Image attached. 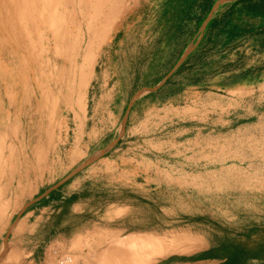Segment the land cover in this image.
<instances>
[{"label": "rangeland", "instance_id": "1", "mask_svg": "<svg viewBox=\"0 0 264 264\" xmlns=\"http://www.w3.org/2000/svg\"><path fill=\"white\" fill-rule=\"evenodd\" d=\"M46 1L0 0V114L8 113L0 120V195L20 175L27 192L13 195L0 232L27 196L9 228L26 218L37 226L19 243L8 228L0 260L13 247L33 264H138L142 254L151 264H264V0L239 10L229 8L232 0H138L103 45L88 30L87 0ZM55 23L71 37L60 50L72 58L66 66L87 71L70 84L82 108L27 117L36 95L26 99L19 84L27 65L14 57L15 46L22 33L36 44L39 31L46 58L52 38L45 24ZM26 74L31 84L36 73ZM37 118L40 129L59 126L61 136L32 169L24 164L28 133L22 141L17 131ZM125 241L136 250L129 254ZM174 243L184 250L161 252ZM108 245L112 258L99 263Z\"/></svg>", "mask_w": 264, "mask_h": 264}, {"label": "bare ground", "instance_id": "2", "mask_svg": "<svg viewBox=\"0 0 264 264\" xmlns=\"http://www.w3.org/2000/svg\"><path fill=\"white\" fill-rule=\"evenodd\" d=\"M64 1H65V3H63V6L67 7L69 5V3H71L72 0H64ZM137 1L138 0H107V1H104V0H95L94 1L95 3L92 4V0L91 1L90 0H87V3H89L91 5L90 7L92 8V12H93V16H91L92 22L88 24V30L91 31V32H93V39L94 40H98L99 44L100 45H103L106 39L111 38V36L114 37L115 36V32L117 30V28L115 26L119 22V19L123 16L122 14L125 11H127V10L128 11L130 10V12H131V9H133V7H135ZM46 2H48V0ZM51 2L49 1L48 4L51 3ZM82 3H80V4H82ZM52 4L54 5V3H52ZM47 6H50V5H46V7ZM82 6L84 7V5H82ZM35 7H36V5L34 6V8ZM90 7H88L87 9L89 10ZM37 8H38V6H37ZM40 9H41V7H40ZM43 9L45 10L46 8L43 7ZM53 11H52V13H53ZM56 11H57V8H56ZM56 11H54L55 14H56ZM83 12H85V11H83ZM36 13H38V10L36 11ZM55 14H54V17L57 18L55 16ZM45 15L47 16V14H45ZM40 17H43V16H40ZM53 20H56V19H53ZM38 21H41L42 22L43 20H38ZM47 21H49V19ZM55 24H51V25L45 24L46 26L44 25L45 28H47V26H49V29L48 28L47 29L49 30L48 32L51 34V38H52V48L50 49L49 55L46 58L43 55H41V52H42L41 51V47L43 46V43H42V39L39 37V34H40L39 31H38L37 36L35 38V39H37L36 44H34V41H33V44L31 45V42L32 41L30 40L29 42L27 41L29 43V46H28V44L26 43L25 36H28L29 34L27 35V34H23L22 33L21 40L18 38L19 39L18 45L15 46V49H19L21 51V53H19V50H18L17 51V54L14 55V57H16L18 59V61H21L22 64H26L27 65V67L24 68L25 70H22L20 72V74H19V76H20V83L19 84H22V88L25 89L23 91H24V94L26 95V99H30L31 100L33 98V95H36V98L34 100H32L31 103L28 106H26V109L25 110H23L26 115H24V114H22V115L27 116V117H33L36 114L41 113L42 111L45 112V113H47V114H49V116H52L53 117V116H55V113L57 112V110L58 109L60 110V108H62V110H64L65 112H68L70 109L74 110L73 112H75V110H79L80 111V109L82 108L81 99L83 98V96H80L79 97V93L75 94L73 92L74 90L72 91V88L70 87V84L73 82V80H75V82H76V80L79 81L80 79H85L87 77V71H84V72L81 71V68H79L77 65L75 67L66 66V63L69 60H72V58L70 57V54H64V57H63L61 55V53H60V50L63 49L64 47H67L68 46V44L70 43V38L71 37L69 36V38H68V36H65L62 33V31H61L62 30V25L60 23L58 24V26H57V24L56 25ZM64 24H65V22H64ZM69 24H71V23H69ZM29 25L30 24H28V22H27V25H25L24 27L27 28V29H29V27H28ZM89 25H91L92 27H90ZM32 26L33 25H30L31 28H32ZM95 28H97V29L94 32V29ZM17 30L21 31L22 28L20 27ZM67 31H68V29H67ZM29 33L32 34V30L31 29H30V32ZM30 47H31V49H30ZM44 47L45 46H43V48ZM87 48H89V46ZM22 51L25 52V56H23ZM32 51H33V55L31 54ZM27 54H28V56H27ZM87 55L89 57V58H87V60L88 59L90 60L91 57L89 56L88 53H87ZM28 57L31 58V59H29ZM64 59H66V60H64ZM30 60H31V62H30ZM89 62H91V61H89ZM94 68L96 69V66L95 65H94ZM74 69L76 71V74H73ZM27 70H29L30 72L36 73L35 80L31 84H30V82L28 80L29 78H28V76L26 74ZM78 85H76V86H78ZM33 89H34V91H33ZM56 92L58 93L59 97H62L63 98V101H60V100L59 101H56L55 100V98H54L53 95H55ZM72 92L74 93V95L72 94ZM57 99H58V97H57ZM10 104H11L10 106H12L14 103H10ZM82 104H83V102H82ZM6 106L8 107L7 102H6ZM20 109H21V107L20 108H16V110H18V112H22ZM79 111H77V112H79ZM7 116H8V113L5 112V111H2L1 114H0V120L1 121H4V119ZM54 119H55V117L52 119V121H54ZM50 120H51V118H50ZM41 121H42V119L37 118L35 122H30V123L26 124V126H24L23 129L17 131V133L20 134L22 141L25 138L26 133H28L30 143H29V145L27 147H28V151L30 152V157H29V161L28 162L25 161L24 164L27 165L28 167L31 166L32 169H37V167H34V165L37 166L38 163L41 160L44 161L43 158L45 157L46 153L49 150H51V148H53L56 143H58L60 141V136H61V133H60L61 132V128H59V126L56 129L51 128L48 131L47 130H44V128L43 129H40L41 126H42V122ZM51 124H52V122H51ZM3 151H4V147L3 148H0V156L2 155L1 152H3ZM3 164L5 165L6 169L9 168V164L10 163L7 164V162H4ZM23 179H24L23 176L20 175L19 178L17 179L16 185L10 187L8 192H5V193H3V195H0V215H3L4 212H8L9 211L10 204H11V202L13 200V198H12L13 195L16 194V193H20V192H22V191L25 190V186H24ZM24 193L27 194V192H25V191H24ZM31 197L32 196H30V197L27 196V197H25V199H21V201L19 203H17V205L15 206V208H13V209L11 208L12 209L11 210V214L8 217L7 222L5 223V226L3 227L2 231L0 232V236L1 237H3L6 232H8L7 230L9 228V225L11 223V220L14 218V216L15 215H19L22 212H24V210L26 209L25 203ZM4 214H6V213H4ZM1 217H3V216H1ZM28 220H29V218H26L25 220H22L20 223L19 222H17V223L15 222V224L14 223H13L14 225L11 224L12 226H11V228H9L10 231H11V235H12L13 239L17 240L18 243L21 240H23L25 237H28L29 235L33 234L34 229L37 227L36 225H34L33 227L28 226V223H27ZM108 233H110V231ZM85 234L87 235L88 233H85ZM92 234H94V233H92ZM94 235H96V234H94ZM94 235H92V236H94ZM129 236H131V234ZM135 237H137V236H135ZM86 238L89 239L88 237H86ZM96 238H97V236H96ZM127 238H129V240H130V237H128V235L126 236V239ZM143 238H145V237L143 236L141 238V240ZM151 238H150V240H151ZM79 239H81V238H79ZM87 239H83V243H85L84 241H86ZM154 240H155V242L158 241V240L156 241V239H154ZM183 240L184 239H182L181 241H183ZM126 241H125V243H126ZM143 241H144L143 244L144 243H146V244L148 243L147 241L145 242V240H143ZM78 242H79V245L82 244V243L80 244V240ZM94 242L96 244V242L99 243L100 241L96 240ZM94 242L92 241L90 243H94ZM135 242H137V241L135 240ZM165 242H166V245L168 246L167 241H165ZM88 243H89V241H88ZM117 243H118V245L120 243L123 244L124 241L123 242H120V243L117 242ZM149 243H150V241H149ZM152 243H153V241L150 244H148V245H150L151 247H153L152 246ZM158 243H160V242L158 241ZM116 244L115 245L113 244V246H116ZM122 244H120V245L122 246ZM136 244L138 245L140 243H136ZM154 244L155 243H153V245ZM178 244H181V243H178ZM97 245H95V246H97ZM101 245L99 243V246H101ZM148 245H146V246L147 247H150ZM156 245H158V244H156ZM88 246H89V244H88ZM99 246H97V247H99ZM121 246H119V247H121ZM128 246H129L128 247L129 249L128 248H126V249H127V251L129 250L128 251L129 254H130V251H131L130 250V247H131V249H132L133 252H134V250H136V249L133 250V248H134L133 245H132L133 248H132L131 245H128ZM140 246H142V245L141 244L138 245L139 248H141ZM161 246L163 247V245H161ZM161 246H160V248H161ZM167 246H165V248H163V249L161 248V252H165L166 253L168 250H170V251L173 250V248H171V247H174L175 250H176L178 248V246H181V245H177V247H175L176 245L174 243V246L173 245L169 246L170 249ZM80 247H78V249ZM86 247L87 246H85V248ZM107 247H112V245L111 246L108 245L104 249H107ZM122 247H124V246H122ZM138 247H137V249L140 250ZM143 247L141 249H146V248H143ZM166 247L168 249H166ZM12 248H11V250L10 249L8 250L6 247L3 249L7 253H5L6 256L4 255L5 258L3 260H0V264H33V262H27V260L29 259V256H27L25 253H23V251L21 252L17 248L16 249H12ZM83 248H81V249H83ZM181 248L179 247L178 249H181ZM191 248H193V247H191ZM191 248H186V249H190L191 250ZM117 249H119V248H117ZM75 250H77V249H75ZM108 250H109V248L107 250H105L106 252L103 253V254L104 255L107 254V253L109 254L110 251L108 252ZM116 250H115V252L117 253L119 250L118 251H116ZM155 250L156 249H154V248H153V250H150V251L148 250L149 253L146 251V254H144V255L145 256L148 255L147 256L148 257L147 259H149V255L150 256L151 255L153 256V253H154L153 251H155ZM157 250H158V248H157ZM194 250H196V249H194ZM86 251H87V249H86ZM93 251H94V249L89 248V252H92L93 253ZM124 251H125V249H124ZM124 251H122V249H121L120 252L122 253V255L126 256L125 255L126 253H123ZM142 251H144V250H142ZM2 252H1V254H2ZM99 252H102V251L99 250ZM133 252H131L132 255H133ZM111 253H113V249H112V252H110V254ZM142 253H144V252H142ZM165 253H163V254H165ZM85 254H87V253H85ZM110 254L107 255V256L109 257ZM113 255L116 256V254H113ZM117 255H119V254H117ZM122 255H121V257H122ZM132 255H131V258H133ZM142 255H140L141 258H143ZM78 256H80V255L78 254ZM95 256H97V255L95 254ZM80 257H82V256H80ZM138 257H139V255H138ZM105 258H106V255H105L104 258H101V260L99 258L97 261L99 263H101V261H102V263L103 262H106V260L108 261V258L107 259H105ZM116 258H118V257H116ZM141 258H140V261L141 262H144V263L146 262V264H148L147 262H150L149 264L152 263L149 260L148 261H143L145 258L143 260ZM82 259H83V257H82ZM114 259H115V257H114ZM120 259H122V258H120ZM136 259H137V257H136ZM112 260H111V262H112ZM116 260L117 259H115L114 261H116ZM66 261H68V260H66ZM84 261H85V263H87V259H85ZM123 261L124 260H122V262ZM140 261L137 262V263L138 264H143V263H140ZM154 261H156V260H154ZM119 262H121V261L119 260ZM106 263L108 264V262H106ZM109 263H110V261H109ZM132 263L134 264V262H132ZM116 264H119L118 263V260L116 261Z\"/></svg>", "mask_w": 264, "mask_h": 264}, {"label": "crops", "instance_id": "3", "mask_svg": "<svg viewBox=\"0 0 264 264\" xmlns=\"http://www.w3.org/2000/svg\"><path fill=\"white\" fill-rule=\"evenodd\" d=\"M253 3H255L254 0H232V3L230 5L229 8L231 9H235V10H239L237 7H242V6H245V7H251L253 6ZM255 5V4H254ZM197 21H206L205 19H197ZM211 23L208 24V26L210 25Z\"/></svg>", "mask_w": 264, "mask_h": 264}]
</instances>
